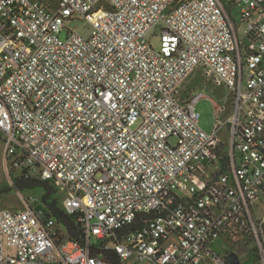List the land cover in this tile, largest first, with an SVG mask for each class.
Masks as SVG:
<instances>
[{
	"label": "built area",
	"instance_id": "obj_1",
	"mask_svg": "<svg viewBox=\"0 0 264 264\" xmlns=\"http://www.w3.org/2000/svg\"><path fill=\"white\" fill-rule=\"evenodd\" d=\"M0 143L84 234L0 198V264H264V0H0Z\"/></svg>",
	"mask_w": 264,
	"mask_h": 264
},
{
	"label": "rangeland",
	"instance_id": "obj_2",
	"mask_svg": "<svg viewBox=\"0 0 264 264\" xmlns=\"http://www.w3.org/2000/svg\"><path fill=\"white\" fill-rule=\"evenodd\" d=\"M238 8H236L235 13H237ZM67 26L70 28H75L78 32L84 36H88L91 33L90 24L82 19L71 20L67 23ZM159 26L156 24L152 31L149 34V37L154 46L159 45V37L154 36L155 33L159 32ZM66 31L61 33V36L64 37ZM186 86L194 92H203L206 95L213 97V102L221 104L222 96L227 93V89L223 86H216L211 83L206 78H203L200 73L192 74L186 82ZM213 102L207 98H202L196 104V109L200 112L201 117L199 119L200 127L206 132H212L216 123L215 109ZM19 169L13 168L9 162L6 161L5 148L4 144L0 143V198L2 200V207L10 208L17 210L23 208L24 200L29 195H34L40 197L42 190L41 188H34L27 190L25 192H20L19 190L12 187L13 181L11 176H18L20 174ZM262 206V204H261ZM263 207L257 209L259 212ZM220 249L226 248L227 244L224 241H219ZM242 264H252L251 255L249 259L242 258Z\"/></svg>",
	"mask_w": 264,
	"mask_h": 264
},
{
	"label": "trees",
	"instance_id": "obj_3",
	"mask_svg": "<svg viewBox=\"0 0 264 264\" xmlns=\"http://www.w3.org/2000/svg\"><path fill=\"white\" fill-rule=\"evenodd\" d=\"M11 177L13 181L12 187L20 192H25L36 187L41 188L42 193L37 208H42L47 215L54 217L66 237L81 242L84 241V234L78 220V215L69 214L65 211L62 206V197L54 184L49 180L26 177L23 172L18 176ZM101 254L103 259L109 264H119V258L113 250H105Z\"/></svg>",
	"mask_w": 264,
	"mask_h": 264
},
{
	"label": "water",
	"instance_id": "obj_4",
	"mask_svg": "<svg viewBox=\"0 0 264 264\" xmlns=\"http://www.w3.org/2000/svg\"><path fill=\"white\" fill-rule=\"evenodd\" d=\"M227 260L231 263V264H239V260H238V256L235 252H231L228 256H227Z\"/></svg>",
	"mask_w": 264,
	"mask_h": 264
}]
</instances>
